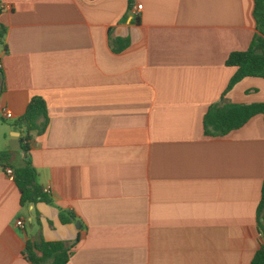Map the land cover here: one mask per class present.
<instances>
[{
    "label": "crops",
    "instance_id": "crops-1",
    "mask_svg": "<svg viewBox=\"0 0 264 264\" xmlns=\"http://www.w3.org/2000/svg\"><path fill=\"white\" fill-rule=\"evenodd\" d=\"M1 3L0 150L43 98L50 124L30 156L54 205L22 207L0 167V264H31L29 240L79 236L68 264H251L264 244V116L226 137L207 136L204 119L214 104L264 103L261 78L227 92V60L256 34L254 0Z\"/></svg>",
    "mask_w": 264,
    "mask_h": 264
},
{
    "label": "trees",
    "instance_id": "trees-1",
    "mask_svg": "<svg viewBox=\"0 0 264 264\" xmlns=\"http://www.w3.org/2000/svg\"><path fill=\"white\" fill-rule=\"evenodd\" d=\"M3 13L0 0V17ZM254 18L256 34L247 51L232 53L227 66L235 67L237 72L230 82L227 92L246 78H261L264 80V0H254ZM8 29L0 22V60L1 54L7 52ZM4 92V72L0 69V96ZM264 116V103L239 105V104H214L204 119L205 134L209 137H226L235 130L244 127L253 117ZM50 124L48 106L41 97H34L30 101L22 117L12 123L13 128L22 134L21 152L24 154L23 164H13V151L0 150V167L11 168L14 171V182L21 193V206L43 202L54 205L52 198L44 192L39 183V174L34 167L30 152L31 141L34 136L44 135ZM74 214L61 211L60 220L63 224L71 223ZM259 232L264 237V184L261 202L258 207ZM80 241V236L75 243L64 241L47 242L29 240L25 247V256L31 264H68L73 249ZM251 264H264V244L255 254Z\"/></svg>",
    "mask_w": 264,
    "mask_h": 264
},
{
    "label": "built area",
    "instance_id": "built-area-1",
    "mask_svg": "<svg viewBox=\"0 0 264 264\" xmlns=\"http://www.w3.org/2000/svg\"><path fill=\"white\" fill-rule=\"evenodd\" d=\"M142 10H143V5H137L136 6V15H139L142 12ZM1 68H2V66L0 65V69ZM3 115H4V118L7 119V120H12L13 119V115L10 112H8L7 110L4 111ZM5 174L10 179H13L14 180V171L11 168L5 169ZM44 192L47 195H50L51 194V191H50L49 188L44 189ZM17 224H18L19 227L24 228V223L22 221H19Z\"/></svg>",
    "mask_w": 264,
    "mask_h": 264
},
{
    "label": "water",
    "instance_id": "water-1",
    "mask_svg": "<svg viewBox=\"0 0 264 264\" xmlns=\"http://www.w3.org/2000/svg\"><path fill=\"white\" fill-rule=\"evenodd\" d=\"M21 134L18 132L13 133L11 136V141L9 142V145L7 147L8 151H21L22 149V143L20 140Z\"/></svg>",
    "mask_w": 264,
    "mask_h": 264
},
{
    "label": "rangeland",
    "instance_id": "rangeland-1",
    "mask_svg": "<svg viewBox=\"0 0 264 264\" xmlns=\"http://www.w3.org/2000/svg\"><path fill=\"white\" fill-rule=\"evenodd\" d=\"M13 162H14V164H16V165H19V164H20L19 159H18V160L14 159Z\"/></svg>",
    "mask_w": 264,
    "mask_h": 264
}]
</instances>
